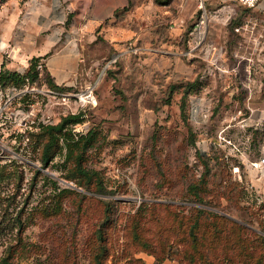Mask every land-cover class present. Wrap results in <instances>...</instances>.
I'll use <instances>...</instances> for the list:
<instances>
[{
    "label": "rangeland",
    "instance_id": "374dc122",
    "mask_svg": "<svg viewBox=\"0 0 264 264\" xmlns=\"http://www.w3.org/2000/svg\"><path fill=\"white\" fill-rule=\"evenodd\" d=\"M11 1L17 0L0 2L1 28L16 10L7 5ZM234 3L236 10H230L206 0L203 23L200 5L193 17L184 15L179 28L185 52L171 63L124 53L120 45L96 63L84 60L88 68H81L78 83L63 90L50 88L43 68L23 91L0 85V165L6 166L0 256L16 242L12 222L20 211L25 222L16 264H91L94 231L111 200L104 264H184L169 257L172 209L143 202L186 203L187 186L207 171L200 157L207 162L209 194L237 216L259 211L264 221V12ZM164 17L157 13L159 20ZM11 69L25 73L20 63ZM194 80L197 87L182 108V87H171ZM79 111L83 119L72 124L73 131L94 126L103 135L89 163L108 193L66 183L60 177L62 155L55 156L57 166L44 168L39 147L16 136L33 121L56 123ZM12 161L20 177L9 174ZM65 188L75 192L60 193ZM253 225L261 228L259 220Z\"/></svg>",
    "mask_w": 264,
    "mask_h": 264
},
{
    "label": "trees",
    "instance_id": "16d2710c",
    "mask_svg": "<svg viewBox=\"0 0 264 264\" xmlns=\"http://www.w3.org/2000/svg\"><path fill=\"white\" fill-rule=\"evenodd\" d=\"M4 0H0L2 2ZM161 5L170 3L171 0H154ZM132 5L124 6L114 12L115 18H119L128 11ZM111 50V49H110ZM109 50V51H110ZM39 57H32L25 73H19L15 69H9L5 62L0 64V85H13L17 90L23 91L28 83L36 80L38 69L36 67ZM46 81L51 89L63 90L68 86L56 85L47 73ZM28 82V83H27ZM182 87L183 96L181 107L184 108V98L188 92L196 89L197 81L179 83L171 87ZM83 113H69L60 118L56 123H41L33 121L29 126L16 136L20 142L26 141L29 146L39 147L38 157L44 168L57 166L54 162L57 154L62 155L60 163V177L92 193L109 192L100 176V173L89 163L92 155H97L103 141L101 131L96 127H90L84 133H75L72 124L82 121ZM207 169V162L200 157ZM14 166L9 174H16L19 165L12 161ZM5 165H0V182L5 178ZM190 183L186 189L184 204L143 202L145 205H169L172 211L169 214V257L175 256L184 264H264V221L259 211H252L237 216L228 205H222L218 195L209 194L210 188L206 181V173ZM228 188V186H225ZM225 189V188H224ZM74 189L65 188L60 193L69 194ZM226 196L227 191L221 192ZM13 195V194H12ZM13 197V196H12ZM10 198V197H8ZM231 200V197H228ZM105 203L104 218L99 227L94 231L96 244L92 254L91 264H104L108 255L106 228L110 222V201ZM176 208L178 210H176ZM22 211V210H21ZM259 220L261 228L254 227V222ZM24 222L20 211L13 217L12 227L16 226V242L3 249L0 256V264H16L15 258L22 251L21 234ZM9 225H6V227ZM5 226L0 228L4 233ZM135 239H139L134 233ZM166 254L157 258L161 261Z\"/></svg>",
    "mask_w": 264,
    "mask_h": 264
},
{
    "label": "crops",
    "instance_id": "0c3cea01",
    "mask_svg": "<svg viewBox=\"0 0 264 264\" xmlns=\"http://www.w3.org/2000/svg\"><path fill=\"white\" fill-rule=\"evenodd\" d=\"M205 1L171 0L161 5L154 0L11 1L7 5H16V10L0 27V64L4 61L11 69L20 63L25 69L32 57H39L56 85L71 87L78 83L81 68H88L84 60L96 63L120 45L124 53L138 52V57L151 60L162 57L171 63L185 52L179 20L193 17ZM209 1L236 10V0ZM127 5L132 6L115 18V10ZM255 8L264 12V0ZM159 11L165 15L163 21L157 18Z\"/></svg>",
    "mask_w": 264,
    "mask_h": 264
},
{
    "label": "built area",
    "instance_id": "2783aa9c",
    "mask_svg": "<svg viewBox=\"0 0 264 264\" xmlns=\"http://www.w3.org/2000/svg\"><path fill=\"white\" fill-rule=\"evenodd\" d=\"M260 1L261 0H238L240 5H242L243 7H246V8H255ZM200 7L202 8V12L200 14L199 23H203L205 20V17H206V12H205V9L202 5H200ZM113 58H116V56H114ZM36 67H37V69H40V68L42 69V64L40 62H38ZM260 161L264 162V156L261 157Z\"/></svg>",
    "mask_w": 264,
    "mask_h": 264
},
{
    "label": "water",
    "instance_id": "95a60500",
    "mask_svg": "<svg viewBox=\"0 0 264 264\" xmlns=\"http://www.w3.org/2000/svg\"><path fill=\"white\" fill-rule=\"evenodd\" d=\"M66 182V181H65ZM66 183H68V184H70V185H72L71 183H69V182H66Z\"/></svg>",
    "mask_w": 264,
    "mask_h": 264
}]
</instances>
